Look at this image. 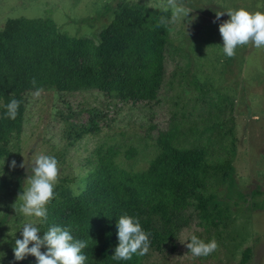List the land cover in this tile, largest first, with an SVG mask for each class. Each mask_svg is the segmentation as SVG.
<instances>
[{
	"label": "rangeland",
	"instance_id": "1",
	"mask_svg": "<svg viewBox=\"0 0 264 264\" xmlns=\"http://www.w3.org/2000/svg\"><path fill=\"white\" fill-rule=\"evenodd\" d=\"M176 2L191 11L186 18L175 17L168 0H0V29L7 19L48 17L59 33L90 39L114 16V11L100 16L106 4L116 9L139 3L167 13L164 80L155 101L135 102L96 90L22 93L20 134L9 137L0 159V264L16 261L15 240L22 238L24 223L34 219L19 211L18 196L28 186L36 156L57 159L55 192L77 195L94 169L98 148L115 150L119 168L140 172L160 151L155 140L161 135L170 136L178 148H202L210 163L231 166L237 205L212 220H198L189 208L188 224L177 233L174 248L150 247L140 263L238 264L249 249L246 264H264V49L240 46L228 58L218 30L230 10L264 13V0ZM217 12L225 14L217 20ZM12 160L17 167L10 170ZM221 174L209 180L208 192L224 193ZM16 183L20 189L13 195ZM191 235L206 243L215 239L218 249L192 256L185 242Z\"/></svg>",
	"mask_w": 264,
	"mask_h": 264
},
{
	"label": "trees",
	"instance_id": "2",
	"mask_svg": "<svg viewBox=\"0 0 264 264\" xmlns=\"http://www.w3.org/2000/svg\"><path fill=\"white\" fill-rule=\"evenodd\" d=\"M113 11L95 39L61 34L48 17L5 20L0 29V159L9 137L20 134L23 92L96 90L135 102L156 100L164 80L167 13L128 3L116 9L106 4L100 16ZM13 98L20 101L14 120L6 118L5 107ZM170 138L157 137L160 151L140 172L119 168L115 150L98 148L83 189L77 195L55 192L42 232L51 226L69 228L74 239L87 242L82 250L85 264H141L138 254L128 260L112 258L121 215L139 220L151 248H174L177 233L188 224L189 208L198 220L225 217L222 210L237 205L232 167L210 163L202 148H178ZM221 171L227 184L224 193L208 192L209 180ZM19 189L16 183L12 194ZM249 255L245 249L238 264H246ZM26 263L37 264L31 255L11 264Z\"/></svg>",
	"mask_w": 264,
	"mask_h": 264
},
{
	"label": "clouds",
	"instance_id": "3",
	"mask_svg": "<svg viewBox=\"0 0 264 264\" xmlns=\"http://www.w3.org/2000/svg\"><path fill=\"white\" fill-rule=\"evenodd\" d=\"M168 5L174 9L177 18H186L191 12L177 6L176 0H168ZM224 14L225 12H217L216 19ZM226 14L229 19L221 23L218 29L223 42V54L226 57H234L237 47L249 44L257 49H264V13H250L240 8L230 10ZM32 84L33 87L36 86L35 80ZM41 91L43 90L37 88L34 95L39 96ZM19 105L20 101L11 99L5 106L6 118L14 120ZM8 166L10 170L15 169L16 161L12 160ZM20 167L24 168L25 164H20ZM0 175H3V172ZM58 178L57 159L46 154L36 156L31 174L26 180L28 186L18 196L22 201L19 211L24 216L34 219L24 223L21 230L22 238L15 240L13 254L16 261L31 255L35 257L37 264H85L87 256L82 254V250L87 247V242L74 239L69 228L51 226L41 237L39 225L47 220V207L55 199L54 189ZM116 230L118 246L112 255L114 260H128L133 254L144 256L149 252V234L142 229L138 219L127 214L121 215L116 222ZM185 242H188L186 247L194 257H205L218 249V242L215 239L206 243L191 235ZM42 246L47 249L43 253L40 251Z\"/></svg>",
	"mask_w": 264,
	"mask_h": 264
}]
</instances>
